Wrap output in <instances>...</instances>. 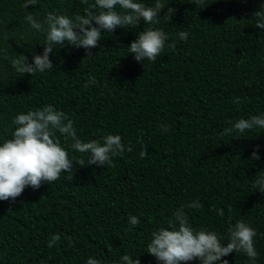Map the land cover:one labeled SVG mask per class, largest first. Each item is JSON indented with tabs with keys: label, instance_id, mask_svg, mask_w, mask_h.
I'll return each mask as SVG.
<instances>
[{
	"label": "trees",
	"instance_id": "1",
	"mask_svg": "<svg viewBox=\"0 0 264 264\" xmlns=\"http://www.w3.org/2000/svg\"><path fill=\"white\" fill-rule=\"evenodd\" d=\"M134 2L152 7L157 0ZM160 2L167 6L158 23L104 32L89 57L83 48L57 45L52 70L21 77L12 60L23 54L31 62L46 39L26 17H72L94 0H37L28 8L25 0H0V143L12 138L16 115L52 104L74 121L83 142L119 135L133 149L113 157L111 166L74 164L73 173L52 184L0 201V264H87L89 257L124 264V255L159 264L147 253L152 232L167 228L175 210L193 201L203 205L185 208L196 230L214 231L224 243L239 220L255 230V261L242 252L222 259L264 264V193L253 187L264 174V130L222 134L238 119L264 115V30L252 26L264 0ZM148 28L168 40L145 68L127 47ZM90 76L96 82L88 86ZM56 138L70 160L83 155L69 147L70 139L58 132ZM257 146L260 159L252 160ZM129 216L140 223L130 226ZM57 233L59 244L47 247Z\"/></svg>",
	"mask_w": 264,
	"mask_h": 264
},
{
	"label": "clouds",
	"instance_id": "2",
	"mask_svg": "<svg viewBox=\"0 0 264 264\" xmlns=\"http://www.w3.org/2000/svg\"><path fill=\"white\" fill-rule=\"evenodd\" d=\"M88 5V0H82ZM197 6L201 0H191ZM37 0H25L24 8L36 5ZM167 5L157 0L154 6L147 7L134 0H94V3L84 8L83 14L72 17L48 12L43 20H37L32 15L26 17L31 28L37 32H45L46 39L42 43V54H33L31 62L21 54L11 62L12 67L20 74L43 73L53 69L50 60L54 47L65 44L73 48H83L86 57L93 54L91 49L100 46L102 33H113L117 28L127 26L137 27L141 21L144 24H156L161 17L159 14ZM168 12L174 11L172 8ZM253 25L264 30V4L252 14ZM180 40H186L188 33L179 32ZM168 36L158 29L148 28L138 33L137 39L127 47L128 54H132L135 61L143 63L155 62L165 48ZM170 47H174L171 45ZM95 77H89L88 86L94 84ZM235 98L233 103H239ZM16 126L11 139L0 143V201L15 202L26 187L38 190L43 182L52 184L60 179L62 174L73 173V165L86 167L95 165L99 168L112 165V158L122 156L125 151L131 152L132 147L125 146L119 135H105L100 140L83 142L77 135L74 121L64 112L57 110L52 104H46L35 111L20 113L13 118ZM231 123V122H230ZM254 129L264 130V115H253L248 119H238L225 128L223 135L232 133L243 134ZM162 132H168L167 125H161ZM70 139L69 147L81 154L80 158L70 160L68 151L61 146L56 133ZM142 134V133H141ZM147 155L146 146L142 147L140 157ZM252 160H259L258 146L252 151ZM253 187L264 193V174H260L253 181ZM203 205L193 201L188 205H181L173 213L167 228H160L151 234L147 253L155 257L159 264H187L198 259L200 264H229L222 259L229 254L244 253L250 260L255 261L258 252L254 246L256 232L245 221L239 220L228 229V242L224 237L207 229H194L185 212V208L200 209ZM223 216V209L218 210ZM140 220L136 216H129L128 224L137 226ZM131 230V228L129 229ZM61 234L51 235L47 247L59 244ZM69 246L72 239L68 238ZM124 264H140L139 258L133 259L128 255L122 257ZM87 264H101L95 258L89 257Z\"/></svg>",
	"mask_w": 264,
	"mask_h": 264
}]
</instances>
